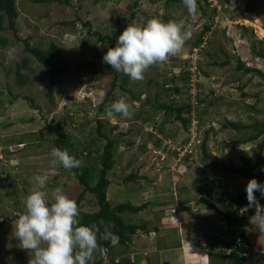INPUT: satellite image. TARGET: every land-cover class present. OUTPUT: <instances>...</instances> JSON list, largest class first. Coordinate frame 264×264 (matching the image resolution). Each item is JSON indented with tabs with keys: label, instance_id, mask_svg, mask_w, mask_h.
I'll return each instance as SVG.
<instances>
[{
	"label": "rangeland",
	"instance_id": "374dc122",
	"mask_svg": "<svg viewBox=\"0 0 264 264\" xmlns=\"http://www.w3.org/2000/svg\"><path fill=\"white\" fill-rule=\"evenodd\" d=\"M46 1L17 0V28L21 38L28 39L33 46L45 49L56 43L72 63V72L56 86L53 104L46 96L47 72L31 55L24 53L23 44L15 40L12 32L0 33L9 41L5 47L0 46V90L8 80L5 71L28 59L33 70L32 84L20 88L13 76L12 91L32 97L41 108L33 110L22 99L11 105L6 94L0 98V264H28L30 254L20 248L14 235V222L24 212L22 200L33 186L32 177L51 168L50 151L55 136L52 133H57V124L66 123L64 130L72 136L77 150L83 151L91 145L90 158H81V162L96 164L99 160L96 146L105 144L96 133L100 119L106 124L104 133L122 142L116 148L114 169L109 175V201L113 206L125 202L136 206L146 204L143 212L126 215L124 219L134 224L146 223L148 231L134 236L129 247L109 252L107 259L128 258L140 264H218V259L206 248L211 252L217 249L207 245L204 235L209 236L211 243L213 240L225 243L232 240L230 229L217 211L198 201L210 199L219 210L229 213L234 205L231 198L245 192L249 181L213 170L207 165L201 146L206 140L208 154L227 166L241 168L249 162L257 180L264 184V136L241 145L236 140L243 134L221 128L225 120L245 124L264 122V78L238 69L241 62L264 73V59L257 58L252 51L253 46L264 51V0H230L228 5L197 0L195 18L189 16L184 4L168 5L167 0H72L70 6ZM251 3L253 12L248 9ZM132 13H136L132 21L136 24L153 17L165 22L183 19L192 24L193 36L182 53L171 57L164 67L150 68L143 81L131 79L127 89L137 100L128 92L116 89L110 104L125 96L134 102L135 114L131 119L114 114L109 120L106 114H99V106L111 90L116 72L103 61L109 45L100 43L91 34L96 31L110 35L120 30ZM87 21L92 25L91 34L83 24ZM205 26L210 27V32L196 47ZM12 48L14 56L10 55ZM227 61L226 66L213 65ZM188 72L193 80L196 77L189 94L170 96L166 90L178 84L180 77ZM118 73L121 83L124 73ZM173 78L175 85L171 82ZM197 82L203 85L201 98H206V103L184 113V118L191 122L188 129L178 121H169L163 111L144 105L148 97L151 103L170 104L174 99L176 107L192 106ZM113 126L118 129L111 133ZM132 174L141 179L126 183L125 179ZM199 176L207 181L195 183ZM47 183L49 191L61 187L75 200L82 192L79 182L62 166H57ZM212 185L216 194L213 196L205 193ZM180 199L187 201L180 204ZM221 199L223 203L219 202ZM174 208L184 211V215L178 216L180 219L170 218ZM79 209L88 213L97 211L96 198L87 195ZM246 209L252 214L246 228L252 254L264 253V230L253 219L255 208ZM223 243L219 247L226 255ZM98 258L95 256L94 261ZM226 261L224 264H228Z\"/></svg>",
	"mask_w": 264,
	"mask_h": 264
},
{
	"label": "trees",
	"instance_id": "16d2710c",
	"mask_svg": "<svg viewBox=\"0 0 264 264\" xmlns=\"http://www.w3.org/2000/svg\"><path fill=\"white\" fill-rule=\"evenodd\" d=\"M53 2H59L63 5L70 6L72 0H52ZM154 2V0H151ZM156 1V0H155ZM219 4H230V0H215ZM37 3H47L46 0H35ZM179 4L183 5V0H167V4ZM198 4V2H197ZM137 7V4L134 5ZM249 12L254 11V5L249 4ZM130 20L128 23L118 31H114L110 35H103L99 32H92L91 34V22H84V27L89 29V33L93 36L97 37V40L100 43H107L110 47H115L116 41L120 34L125 30L128 24H131L132 21L136 18V13H132L130 16ZM19 18V10L17 7V0H0V33L12 32L14 38L17 42L22 43L24 48L23 51L26 54L31 55L39 65L47 72L48 74V90L46 96L51 104L54 103L53 95L56 89L57 84L61 83L63 77H67L72 72V63L69 58L63 55L62 49L56 43H51L47 48L43 49L41 47L33 46L30 44L28 39H23L19 35V30L17 28V20ZM167 19V18H166ZM146 23V22H144ZM143 23V24H144ZM64 25L69 26L70 23H65ZM210 32V27L205 26L203 33L200 35L201 38H198L195 46H199L204 36ZM9 41L6 38L0 36V46L3 48L8 45ZM262 45V42H258ZM253 53L257 58L264 59V51L259 49L257 51V47L253 46ZM29 60L24 59L22 62H18L15 65V68H9L6 73L7 83L6 87L0 90V98L5 94L9 96V102L12 105L16 103L19 99L27 101L28 105L33 110H41V108L36 104L35 100L32 97L21 96L19 94H14L12 91V83L11 77L14 76L15 85L23 88L25 86L32 84L31 75L33 70L29 67ZM238 69L243 70L246 74L256 73L257 75L264 78V73L255 68H247L243 63H239ZM215 66H226L229 65V61L223 62L219 64L218 62H214ZM121 78L118 72H116L115 79L112 83L111 90L106 94L103 103L99 106V114L104 115L106 108L110 105V101L113 99V94L116 89H121L122 91L128 92L134 99H138L134 93L127 89L131 78L125 74H123V78L121 83L118 81ZM179 78V77H178ZM192 76L191 72L184 73L180 77V82L175 85V78L171 80L172 84L175 86L173 88H168L166 90L170 96L175 94L176 96L181 92H186L189 94L192 85ZM182 82V83H181ZM203 85L199 82L196 83V96L194 97L197 102V107H200L206 103V98H201ZM181 87V88H180ZM211 102H209L210 104ZM144 105L153 106L157 110H161L166 115L167 119L170 121L173 119L174 121H178L182 124L183 127L187 128L190 126V119L184 118V113L190 111L191 105H185L181 107H176L174 105V99L170 102V104H163L159 102L151 103V99L147 97L144 102ZM252 111L258 112L255 107H250ZM71 118V117H70ZM66 123H58L56 126V134L52 133L54 148L67 149L71 155H73L76 159L81 161V158L88 160L90 158L91 150L90 146L87 145L83 151L77 150L76 145L73 142V138L70 134L66 133L64 130ZM106 124L102 122V119L97 120V128L96 133L98 135V139L104 140V145H98V151L96 154L98 155V163L89 164L86 162H81V167L74 168L69 171L70 175L75 178L82 187V192L78 195L76 201L78 206L85 200L87 195H93L96 198V202L98 205V210L93 213H88L80 210V218L83 224H91L93 222H99L103 220L105 225L109 228V230L119 236V243L117 246L113 247L108 240L101 241V245L103 247L108 248L107 257L109 252H113L114 250L120 247H129L132 239L139 232H148L147 224H134L128 222L124 219L126 215H137L143 212L146 209V204L141 206L133 205L131 202H125L117 204L113 206L108 198V189L111 186V181L109 179V175L114 169L115 158H116V148L122 142L120 138L117 137H109L104 133V128ZM108 126V124H107ZM221 128L228 132H235L237 134H243L244 136L238 138L236 140L237 144L247 145L253 142L258 141L264 136V122L256 121L253 124H245L242 122L228 121L225 120L224 124H222ZM118 128L113 126L111 127V133H114ZM123 134H118V137H122ZM160 144V141L157 145ZM202 152L205 158V161L208 166H210L213 170L225 174V175H233L239 176L243 179L250 181L252 178L257 177L253 173L254 167H251L249 162L247 166L237 168L232 165H225L217 161L216 157L208 154V150L206 147V140L202 144ZM51 153V151H50ZM137 175H131L125 179L126 183H134L139 180ZM207 181L206 178L199 176L198 179L195 180V183L200 184L202 181ZM213 185L206 190L205 193L211 194V196L216 195L213 193ZM213 194V195H212ZM259 203L264 206V197L261 196L260 192L257 191L255 193ZM233 202V207L229 209V213H225L219 210L210 199L200 198L198 202L200 204L207 206L210 210L217 211L218 215L222 217L223 221L227 224L230 229L229 234L232 237V240L223 242H217L215 240L214 243L208 241L207 238L209 236H205V241L209 247H213L217 252H211L210 248H206L211 256H215L220 264H224L227 259L228 264H264V253L252 254V248L249 238L246 234V228L249 226L250 220L252 218V214L246 209L248 206L247 193L246 191L240 194H237L234 198H231ZM187 200L180 199V204H185ZM222 202V199L219 200ZM223 203V202H222ZM186 211H190V208ZM187 212V213H188ZM192 213V210H191ZM198 217V215H197ZM199 219V218H198ZM0 226L2 224L0 223ZM103 230V228H102ZM156 231H158L156 229ZM210 239V238H209ZM201 241V240H200ZM220 243H223L226 248V255L223 249H220ZM212 244V246H211ZM98 260L94 261V264H105L104 259L98 255ZM108 264H140L137 261H131L128 258H125L122 261H117L114 257L108 260ZM218 263V264H219ZM145 264H149L146 262ZM165 264H170V262H165ZM214 264H217L216 262Z\"/></svg>",
	"mask_w": 264,
	"mask_h": 264
},
{
	"label": "clouds",
	"instance_id": "9594fccd",
	"mask_svg": "<svg viewBox=\"0 0 264 264\" xmlns=\"http://www.w3.org/2000/svg\"><path fill=\"white\" fill-rule=\"evenodd\" d=\"M183 4L189 16L195 18L197 0H183ZM192 36V24L183 19L165 22L153 17L144 24H128L115 47H110L103 56V61L115 72H122L133 81H143L150 68L164 67L171 57L181 54ZM10 55H15L14 48L10 49ZM192 100L191 108L197 107L194 97ZM105 114L109 120L114 114L131 119L135 114L134 102L122 96L106 108ZM50 155V170L32 177L33 186L22 200L24 212L14 222V235L20 248L29 251L28 264H94L97 255L108 264V248L100 242L108 240L115 247L119 236L113 234L103 220L83 224L77 201L61 187L51 191L48 188L49 176L57 166L71 171L81 167V161L67 149L53 148ZM245 191L248 206L255 208L253 219L264 230V206L255 195L259 191L264 197V184L252 178Z\"/></svg>",
	"mask_w": 264,
	"mask_h": 264
},
{
	"label": "built area",
	"instance_id": "2783aa9c",
	"mask_svg": "<svg viewBox=\"0 0 264 264\" xmlns=\"http://www.w3.org/2000/svg\"><path fill=\"white\" fill-rule=\"evenodd\" d=\"M195 81H196V77H195V80L192 79V82L195 83ZM191 86H192V85H191ZM194 130L196 131L197 128H194ZM194 130H193V131H194ZM193 131H192V132H193ZM194 134H196V133H194ZM180 215H184V211L182 212L179 208H178V210H177L176 208H174L173 210H171V217H172V218L180 219V217H178V216H180Z\"/></svg>",
	"mask_w": 264,
	"mask_h": 264
}]
</instances>
